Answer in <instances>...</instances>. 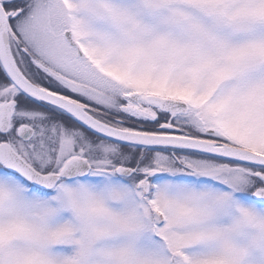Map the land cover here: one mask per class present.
<instances>
[{"label": "snow or ice", "instance_id": "1", "mask_svg": "<svg viewBox=\"0 0 264 264\" xmlns=\"http://www.w3.org/2000/svg\"><path fill=\"white\" fill-rule=\"evenodd\" d=\"M0 264H264V0H0Z\"/></svg>", "mask_w": 264, "mask_h": 264}]
</instances>
